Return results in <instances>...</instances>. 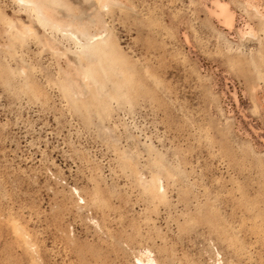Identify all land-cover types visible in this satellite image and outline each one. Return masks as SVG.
Masks as SVG:
<instances>
[{
	"label": "rangeland",
	"instance_id": "374dc122",
	"mask_svg": "<svg viewBox=\"0 0 264 264\" xmlns=\"http://www.w3.org/2000/svg\"><path fill=\"white\" fill-rule=\"evenodd\" d=\"M39 1L0 0V264H264V0Z\"/></svg>",
	"mask_w": 264,
	"mask_h": 264
},
{
	"label": "bare ground",
	"instance_id": "6f19581e",
	"mask_svg": "<svg viewBox=\"0 0 264 264\" xmlns=\"http://www.w3.org/2000/svg\"><path fill=\"white\" fill-rule=\"evenodd\" d=\"M20 2H21V4L23 5H25V8L27 7V8H29V9H31V11L32 12H36L39 16H41V18L42 17H45V18H47V17H49V14H48V8H45V5H44V3H42L41 1H39V0H19ZM106 1V0H105ZM18 2V1H17ZM19 2V3H20ZM101 2H102V0H101ZM19 5V4H18ZM21 6V5H20ZM214 7H215V9H216V12L218 13V16H220V17H222V19H223V22H224V24H226L227 26H232V24H233V21H234V13H232L231 11H230V9H229V6L227 5V3L225 4V3H220V2H217V3H215L214 4ZM214 9V8H213ZM52 11V10H51ZM213 13H214V11H213ZM216 13V14H217ZM215 14V13H214ZM36 15V14H35ZM37 15V16H38ZM35 17V16H34ZM41 21H43V20H41ZM41 21H40V23H41ZM52 21V20H51ZM51 21H50V23H51ZM38 22V21H37ZM44 22V21H43ZM42 22V23H43ZM53 23H54V21H53ZM56 23H58V22H56ZM60 23V22H59ZM21 24H23L22 22H21ZM83 25V24H82ZM57 27H59L58 25H56ZM25 27H28V26H25ZM24 27V28H25ZM23 30H25V29H23ZM83 30V29H82ZM74 37V36H73ZM75 39V38H74ZM86 44V43H85ZM90 44V43H89ZM88 44V45H89ZM87 46V45H86ZM90 46H91V48L92 47H94L93 45H91L90 44ZM88 47V46H87ZM83 48H85V46L83 47ZM96 48L97 47H95V51H97L96 50ZM87 49V48H86ZM89 49V48H88ZM100 49V48H99ZM98 49V50H99ZM94 50V49H93ZM92 50V51H93ZM94 51V52H95ZM86 56H87V54H86ZM92 57V56H91ZM77 67V66H76ZM116 72V71H115ZM81 73V72H80ZM82 73H85L84 72V70H83V72ZM87 73V72H86ZM85 73V74H86ZM91 73V72H90ZM92 73H94V72H92ZM84 74V75H85ZM95 75H96V73H94ZM93 75V74H92ZM97 77V76H96ZM88 78H89V76H88ZM92 78V77H91ZM89 80V79H88ZM96 83V82H95ZM97 84V83H96ZM87 87V86H86ZM154 183V182H153ZM154 187H155V185H154ZM155 189H157L156 187H155ZM141 261V260H140ZM139 261V262H140ZM142 262V261H141ZM156 262V261H155ZM143 264H145V263H143ZM146 264H154V260L153 259H150V258H148L147 259V263Z\"/></svg>",
	"mask_w": 264,
	"mask_h": 264
}]
</instances>
